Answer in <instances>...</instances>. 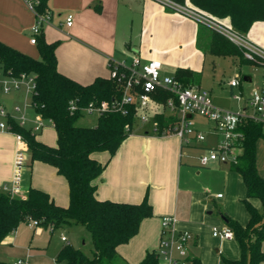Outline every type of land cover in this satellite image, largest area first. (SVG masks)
<instances>
[{
    "label": "crops",
    "instance_id": "obj_1",
    "mask_svg": "<svg viewBox=\"0 0 264 264\" xmlns=\"http://www.w3.org/2000/svg\"><path fill=\"white\" fill-rule=\"evenodd\" d=\"M156 3L153 0H48L51 22L42 26L41 32L44 35L47 31L44 37L49 42L61 39L55 50L58 70L80 83L87 84L97 76L108 77L109 61L129 62L135 55L143 61L160 60L162 75H168L169 72L173 75L178 67L194 71L206 60V54L214 55L208 49L211 37L209 28ZM180 3L193 7L189 0H181ZM201 12L234 28L228 16L217 18L205 11ZM68 13L73 15L70 26L65 24ZM34 23L35 16L23 0H0V41L37 58V46L30 42ZM52 28L57 29L58 37ZM156 31L159 33L157 39L169 48L166 47L167 49L162 51L157 47L153 50L150 47L144 48L145 39L153 36ZM242 34L264 49V19H255ZM52 36L56 38L52 39ZM232 57L238 59L237 56ZM261 74L262 67L259 66L257 82L246 73L242 75L239 87L228 84L231 97L235 94L234 88H238L247 96L253 88L259 87L262 82ZM244 76L246 80H243ZM232 99L235 100L233 97ZM213 102L230 108L214 100ZM237 102L241 103L238 107L242 105V101ZM45 121L51 125L49 120ZM211 128L212 125L209 127L211 137L195 143L193 147L206 151L215 146L219 138L211 132ZM141 130L144 132L139 129L131 132L111 157L106 151L92 154L96 160L106 162L103 171L94 180L95 196L99 200L130 203H138L146 196L152 206V216L140 222L138 232L128 242L117 246L118 253L127 264H136L147 251L156 250L160 235V218L164 215L174 216L178 229L192 233L193 237L188 245L190 260L193 256L190 247L197 243L202 226L194 218L201 215L202 208L198 201L201 193L188 186L185 180L184 173L191 166L182 163L184 144L174 134H149L145 126L141 127ZM11 133L0 131V187L3 183H9L12 178L14 155L20 144L17 135ZM204 166L214 168L221 175L222 188L228 195L227 199L230 196L237 199L245 194L242 178L231 170L230 163L211 162ZM52 173H57L55 168L51 172V176L55 177ZM56 181L57 188L54 185L34 187L46 191L58 205L66 206L68 200L65 203L62 182ZM218 194L220 193L216 195ZM25 225L32 230L38 227ZM15 231L1 242L14 240ZM30 247L28 245L25 255L20 257L27 256V264L31 256ZM261 249L264 252V240ZM260 264H264V261Z\"/></svg>",
    "mask_w": 264,
    "mask_h": 264
},
{
    "label": "trees",
    "instance_id": "obj_2",
    "mask_svg": "<svg viewBox=\"0 0 264 264\" xmlns=\"http://www.w3.org/2000/svg\"><path fill=\"white\" fill-rule=\"evenodd\" d=\"M181 1V0H178ZM197 10L205 11L217 18L226 16L239 32L247 31L255 19H264V0H189ZM48 0L36 4L41 12L48 10ZM202 26V25H201ZM205 27V26H204ZM207 28V27H206ZM208 29V28H207ZM211 33L209 52L220 56H237L239 63H251L244 59L239 50L223 36ZM36 46L39 56L32 57L0 41V72L2 75H32L34 87L30 94L33 111L40 118L49 120L56 131V144L48 145L36 138L30 128L8 118L10 130L19 135L30 151V160H39L52 165L63 176L68 185V203L61 206L44 190L29 186L23 197H11L0 188V242L15 231L19 224L36 220L38 226L51 230L72 223L81 224L91 235V256L80 249L64 244L57 253L59 264H118L121 256L117 246L129 241L139 229L140 222L152 216V206L147 197L138 203L99 200L95 196L94 180L103 171L102 163L92 157L95 152L106 151L111 157L122 141L131 133L135 120L134 106L127 113L106 112L96 116L93 126H80L76 121L82 116L69 111L71 100L79 106L89 102L111 100L118 96L115 80L97 76L83 84L61 73L57 68L55 50L58 40L47 41L41 32ZM173 77L183 86L194 85L197 74L178 67ZM173 95L164 89L155 90L153 97L165 103ZM158 133L176 125L174 114L161 111L153 117ZM242 137L238 142L240 152L237 162L230 164L245 186L242 199L248 213V221L242 225L228 216H223L226 227L238 242L240 257L223 258L225 264H260L264 261L261 243L264 240V178L256 166V141L263 136L262 127L245 120L238 127ZM157 133V135H158ZM258 198L261 209L250 203ZM192 264H201L200 259L191 257ZM136 264H160L155 250L147 251Z\"/></svg>",
    "mask_w": 264,
    "mask_h": 264
},
{
    "label": "built area",
    "instance_id": "obj_3",
    "mask_svg": "<svg viewBox=\"0 0 264 264\" xmlns=\"http://www.w3.org/2000/svg\"><path fill=\"white\" fill-rule=\"evenodd\" d=\"M27 8L34 14L35 23L32 26V36L30 42L36 43L37 35L41 33V28L51 22V12H43L37 9L36 4L39 0H23ZM162 7L178 12L189 17L195 22L206 26L212 31L217 32L230 43H232L241 53L242 57L254 64L262 67L261 85L253 88L247 96L241 91L235 93L232 97L237 101H242L237 109L224 108L215 104L211 94L207 89L197 85L183 86L173 75L161 74V61L151 59L141 60L138 56H133L129 62L109 61V77L117 83L118 96L111 100H102L100 102H89L87 105L79 106L75 101L69 102V111L71 113L79 112L82 115L99 116L106 112H119L125 114L130 106H134L135 116L141 123L152 120V132L157 135L158 127L153 121L156 112H169L174 114L177 123L172 128H165L158 136L169 134L176 135L183 144L191 141L202 142L205 134L194 128L192 117L198 115L212 124L211 132L218 136L215 146L208 148L199 156V164L204 166L211 162L230 163L237 162L240 148L238 142L242 134L238 127L245 120L260 124L264 136V49L249 40L245 35L236 29L228 26L215 18L196 10L189 5L177 3L175 0H153ZM73 22V15L68 13L65 17V24L70 26ZM26 81L29 93L34 87V78L32 75L20 73L17 76L2 75L0 72V93L8 94L12 90H17L20 85ZM229 86L239 87L241 84L240 76H235L228 81ZM157 89L169 91L173 96L165 103H159L154 99L153 94ZM27 105V104H26ZM29 105L32 106L30 103ZM14 116L4 104L0 103V131H10L8 118L15 119L19 124L25 125L28 117L23 111L22 106L15 104ZM189 115V116H188ZM38 116V115H37ZM33 130H37L43 124L40 118ZM17 135V134H16ZM19 138V148L16 150L13 161V174L9 183H3L1 190L11 197H23L24 190L20 186L19 172L24 164L23 148H25L21 138ZM217 196H220L218 194ZM176 219L171 215H164L160 218V235L157 249L155 250L159 262L162 264H185L189 259L188 245L193 237L188 230H180L175 225ZM30 226H38L36 220H30ZM212 235L220 239H231L233 233L229 227L213 228ZM61 240L66 238L61 236ZM27 256L17 259L13 264H27Z\"/></svg>",
    "mask_w": 264,
    "mask_h": 264
},
{
    "label": "rangeland",
    "instance_id": "obj_4",
    "mask_svg": "<svg viewBox=\"0 0 264 264\" xmlns=\"http://www.w3.org/2000/svg\"><path fill=\"white\" fill-rule=\"evenodd\" d=\"M175 1L180 3L178 0ZM52 30L56 33V37H58L57 29L52 28ZM158 35L159 33L156 31L153 36L147 37L144 41V48L146 49L150 47L153 50L157 47L159 51L165 49L167 44L157 39ZM56 37L52 36V39ZM58 40V45H60L61 39L58 38ZM206 57L207 58L202 62V65L194 70L197 74L194 85L210 91L211 97L215 102L230 107L231 109H237L238 105L241 103L232 99L231 94L229 93L228 81L235 76H240L242 79V75L247 73L254 78L253 81L257 82L259 77V66L251 63H239V60L232 56H212L206 54ZM170 74L171 72L168 73V75ZM242 82L244 83V81ZM233 92L239 93L238 88H234ZM0 103L4 104L14 116L19 115V113L13 110L15 104L22 106L23 111L28 116L27 123L24 126L34 131L37 139L45 144H56V131L47 121L43 120L44 125L37 130L32 129V125H35L40 119L33 111V107L29 105L30 93L26 81H24L17 90H12L8 94L0 93ZM29 123L31 125H29ZM95 123L96 115L94 114H83L76 121V124L80 126H93ZM192 124L194 128L205 134L206 140L211 137L209 127L212 124L209 121L198 115H194L192 118ZM143 126L148 128L149 134L152 132V120H149L146 123H141L140 121L135 120L132 124L131 132L137 129L144 132L141 130V127ZM7 132L11 133L10 131ZM195 143L198 142L191 141L188 144H184L183 152L181 154L182 163L191 166L190 169L184 173L188 186L201 193L198 197V201L202 208V212L201 215L195 217L194 220L202 226L198 233L197 243L190 247V253L194 257L199 258L201 264H225L223 258L237 259L240 257L238 242L235 238L224 240L214 237L211 234L212 229L214 227H225L224 219L222 218L223 216H228L242 225L248 221V213L242 201L245 194L238 196L237 199L233 196H230V198L227 199L228 195H226V192L222 188L221 175L212 167L199 166V156L204 153V150L198 147H193ZM23 156L25 165L19 172L20 186L22 189L25 190L30 185H54L57 188L56 180H61L66 203L68 200V194H66L67 184L64 177L57 173H52L55 174V177H52L51 172L54 170V167L48 163L39 160L31 162L30 151L27 147L23 148ZM256 166L258 173L264 178V136L259 137L256 141ZM217 193H220L221 197L218 198L216 195ZM250 203L257 209L262 210L261 202L258 198H252ZM14 233L16 234L14 240L7 239L0 242V264H13L18 258L25 255V248L28 245L31 246V256L28 264H59V262L56 261L57 253L61 247L67 243L80 249L86 255L91 256V235L81 224L72 223L70 225H62L53 230L50 228L44 229L39 225L35 230H32L24 223H21L19 224L17 231ZM61 236H64L66 240L62 241ZM118 264L127 263L120 259V261L118 260ZM160 264L162 263L160 262ZM185 264H192V260H188Z\"/></svg>",
    "mask_w": 264,
    "mask_h": 264
},
{
    "label": "water",
    "instance_id": "obj_5",
    "mask_svg": "<svg viewBox=\"0 0 264 264\" xmlns=\"http://www.w3.org/2000/svg\"><path fill=\"white\" fill-rule=\"evenodd\" d=\"M243 80H246V77H245V76L243 77ZM188 116H189V115H188Z\"/></svg>",
    "mask_w": 264,
    "mask_h": 264
}]
</instances>
